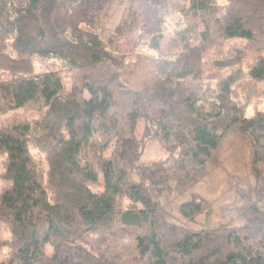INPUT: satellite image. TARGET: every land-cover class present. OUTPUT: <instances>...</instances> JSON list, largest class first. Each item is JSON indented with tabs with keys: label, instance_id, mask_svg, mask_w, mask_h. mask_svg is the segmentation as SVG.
Here are the masks:
<instances>
[{
	"label": "trees",
	"instance_id": "trees-1",
	"mask_svg": "<svg viewBox=\"0 0 264 264\" xmlns=\"http://www.w3.org/2000/svg\"><path fill=\"white\" fill-rule=\"evenodd\" d=\"M211 1L210 15L238 23L249 45L221 61L206 54L208 32L194 41L167 32L163 0H0V72L8 74L0 157L9 183L0 193L9 233L0 264H264V109L247 117L233 100L236 87L248 102L256 84L264 95V0ZM248 53L252 82L241 70ZM35 58L63 69L33 74ZM135 62L146 65L137 88L125 80ZM28 108L34 117L20 112ZM140 122L166 135L167 160L138 165ZM230 132L252 151L244 223L193 229L173 219L164 192L199 183ZM203 210L196 198L178 206L188 221Z\"/></svg>",
	"mask_w": 264,
	"mask_h": 264
},
{
	"label": "rangeland",
	"instance_id": "rangeland-1",
	"mask_svg": "<svg viewBox=\"0 0 264 264\" xmlns=\"http://www.w3.org/2000/svg\"><path fill=\"white\" fill-rule=\"evenodd\" d=\"M223 0H220V2ZM211 0H163L165 12V24L167 32L181 31L185 39L191 41L199 40L202 32H208L213 39L214 47L210 52L212 60L221 61L224 57H231L233 52L239 49L249 48L246 35L236 22L225 23L219 18H213L210 11ZM122 12L116 13L113 19L107 21V30L111 31L113 27L122 19ZM256 55L248 53L242 62L241 70L244 75V82L251 81L248 77V71L254 63ZM63 69V64L59 61L47 60L42 61L33 59L31 73L41 72H59ZM148 69V68H147ZM208 77H214L212 66L208 64L205 67ZM146 65L144 63L135 62L130 69V73L126 75V82L137 88L145 82ZM8 74L0 72V79H7ZM252 82V81H251ZM256 84V83H255ZM258 89L248 102L244 90L239 87L235 89L234 101L238 105H246L244 114L247 117L253 116L255 113L264 109V95L261 93V84H256ZM239 88V89H238ZM28 108L22 112L26 117H34L33 110ZM19 112V113H20ZM21 113V114H22ZM154 130H147L143 122L137 126L136 138L141 142L142 150L139 164L148 166L153 163H160L168 159L169 149L165 148L163 143H167L166 135L160 138L153 133ZM161 140V141H160ZM32 155L39 170L45 174L47 166L43 156L36 150H32ZM251 157L252 151L250 142L239 132H230L222 141L217 153L216 162L209 166L207 173L202 176L199 183L191 187L183 195L164 192L161 198L163 208L173 215V219L180 220L181 223L193 229H199L206 226L218 225H234L239 226L244 220L238 218L239 213L245 208V204L250 200L248 189L253 187L254 180L251 174ZM4 161L0 157V193L9 187L3 179ZM102 179L99 178L97 187L92 188L93 191L100 189ZM169 194V195H168ZM196 198L201 200L203 212L197 215L192 221L180 218L178 214V206ZM123 206H127V202L123 201ZM9 233L7 228L0 227V241H7ZM8 250L3 249L0 252V263L8 258Z\"/></svg>",
	"mask_w": 264,
	"mask_h": 264
}]
</instances>
